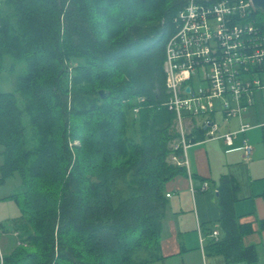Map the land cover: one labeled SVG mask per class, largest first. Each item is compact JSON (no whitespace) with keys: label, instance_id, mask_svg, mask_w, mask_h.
I'll use <instances>...</instances> for the list:
<instances>
[{"label":"trees","instance_id":"16d2710c","mask_svg":"<svg viewBox=\"0 0 264 264\" xmlns=\"http://www.w3.org/2000/svg\"><path fill=\"white\" fill-rule=\"evenodd\" d=\"M185 4L0 0V69L5 55L24 65L15 91L0 92V183L21 180L10 194L21 207L15 245L2 264L160 258L165 184L186 171L170 159L182 150L172 146L179 132L164 72L173 19ZM239 188L231 174L219 178L221 234L210 245L230 262H254L256 246L243 241L252 226L235 210Z\"/></svg>","mask_w":264,"mask_h":264},{"label":"built area","instance_id":"2783aa9c","mask_svg":"<svg viewBox=\"0 0 264 264\" xmlns=\"http://www.w3.org/2000/svg\"><path fill=\"white\" fill-rule=\"evenodd\" d=\"M256 11L252 0H186L174 17L164 72L168 107L175 112L174 126L179 132L172 146L182 150V159L173 153L172 161L187 162L186 149L193 142L188 126L195 121L205 127L207 138H222L228 145L250 128L241 122L238 129L220 133L214 115L241 117L257 99L264 103V19L256 18ZM194 79L202 83L196 85ZM241 149L251 158L253 145L247 137ZM207 187L205 181L202 188ZM212 234L217 237L219 230L213 229Z\"/></svg>","mask_w":264,"mask_h":264},{"label":"crops","instance_id":"0c3cea01","mask_svg":"<svg viewBox=\"0 0 264 264\" xmlns=\"http://www.w3.org/2000/svg\"><path fill=\"white\" fill-rule=\"evenodd\" d=\"M219 113L214 117L220 124V133L238 129L241 122L251 126L239 132L231 145L222 138H207L205 131L203 137L192 140L185 153L187 162L178 163L184 165L186 171L176 174L165 184L169 196L160 239V258L146 264H264V227L260 225L264 220V103L248 107L241 117L225 119ZM201 127L196 121L193 126L189 125L188 136L198 135ZM244 137L253 145L251 158H246L241 149ZM2 161L0 156V165ZM225 173L235 177L240 185L235 210L240 222H250L252 226L243 241L256 246L258 258L254 262H230L210 245L215 237L211 229H218V236L221 234L222 211L216 184ZM205 181L208 187L202 188Z\"/></svg>","mask_w":264,"mask_h":264},{"label":"rangeland","instance_id":"374dc122","mask_svg":"<svg viewBox=\"0 0 264 264\" xmlns=\"http://www.w3.org/2000/svg\"><path fill=\"white\" fill-rule=\"evenodd\" d=\"M256 18L264 19V14L256 13ZM4 68L0 69V92L1 91H15L17 86V75L24 68L22 63L12 65V57L5 55ZM196 85L201 84V81L194 79ZM262 100L257 99L256 103L261 106ZM220 114V113H219ZM221 120V119H220ZM20 177L15 174L8 177L4 182L0 183V253L4 254L10 251L15 245V237L17 232L15 230V218L21 215V207L17 201L10 196L20 186ZM14 230V231H13Z\"/></svg>","mask_w":264,"mask_h":264},{"label":"water","instance_id":"95a60500","mask_svg":"<svg viewBox=\"0 0 264 264\" xmlns=\"http://www.w3.org/2000/svg\"><path fill=\"white\" fill-rule=\"evenodd\" d=\"M253 3H254V6L261 10V11H264V0H252ZM189 86H187V90H189ZM99 94L104 97L108 94V90L104 89V88H100L99 89Z\"/></svg>","mask_w":264,"mask_h":264}]
</instances>
